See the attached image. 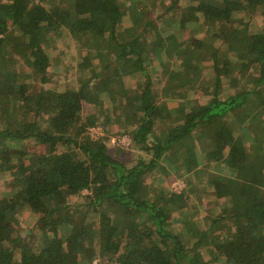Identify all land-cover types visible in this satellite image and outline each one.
I'll return each mask as SVG.
<instances>
[{"label": "trees", "instance_id": "1", "mask_svg": "<svg viewBox=\"0 0 264 264\" xmlns=\"http://www.w3.org/2000/svg\"><path fill=\"white\" fill-rule=\"evenodd\" d=\"M141 1L0 0V264H264V0ZM66 31L90 78L57 90Z\"/></svg>", "mask_w": 264, "mask_h": 264}, {"label": "rangeland", "instance_id": "2", "mask_svg": "<svg viewBox=\"0 0 264 264\" xmlns=\"http://www.w3.org/2000/svg\"><path fill=\"white\" fill-rule=\"evenodd\" d=\"M119 1H121L122 3V9L126 8V12H129V10H131L132 12L141 10L142 7L144 6L143 1L141 0H119ZM51 5L52 4H50V6ZM155 9L156 7H152L150 14H155L156 13ZM124 24L126 26H129L131 23H124ZM129 30H130L129 32H131L130 33L131 35L135 34L134 33L135 30H132V29H129ZM77 43H78L77 38L69 34L66 31L63 36L58 38L56 45L52 46L50 53L52 55L53 64L51 65V68H50L51 75H50L49 81L47 82V87L56 88L57 90L58 89L61 90L65 88L67 84L68 86H79L83 84L84 82H86L88 78H90L89 74L87 75V72H90V68L87 65L83 67L82 66L80 67L79 65L78 58L81 52V48L78 47ZM9 61H10L9 56L0 58V63L2 64H6ZM106 72L101 70L99 72V75H102V74L105 75ZM24 73L29 75L28 68L25 67ZM193 90L195 91L193 99L197 100L203 97L204 95L202 94L203 89L196 88L195 86ZM255 123H256V118L253 120L252 126H254ZM88 131L92 137H96V138L104 136V135H108L109 139H108L107 144L113 152L114 151H123V152L127 151V154H128L127 157L130 155L135 157L134 156L135 154H131V153L134 151H136L135 153H137L138 151L134 147L131 146V142H130L131 135L127 133H122L118 128L117 129L105 128L103 124H97L95 126H91L88 129ZM257 147L258 148L263 147V144H260L258 142L256 148ZM164 167L171 168V164L166 161H162L161 166L158 168V172L162 173ZM7 180L10 181L8 182V185L10 187L18 185V182H19V180L17 179H14V180L3 179V181H6V182ZM166 182L170 185L172 189L176 191H180L183 187H187L186 180L184 178L177 177L174 173V170L167 177V179H164V183ZM201 189H204L203 185ZM202 198H203L204 203L208 204L214 201L215 195L210 194V193H205V194H202ZM76 199L78 198L73 197L71 201L73 202V200H76ZM181 203L183 205H187V199L183 200ZM46 221H48L47 224H50V222H52L53 219L51 220L47 219ZM24 225H28L27 222H25ZM20 227L21 226L19 222H17L16 220L14 219L8 220L9 234H15L16 232H18ZM54 228L55 226L51 224V226L48 227L47 230L54 231ZM102 259H104L103 256H101V258L96 257L94 262H96L97 260L98 261L101 260L102 262L99 261L98 263L103 264V262L105 261ZM110 264H116V263L111 262Z\"/></svg>", "mask_w": 264, "mask_h": 264}]
</instances>
